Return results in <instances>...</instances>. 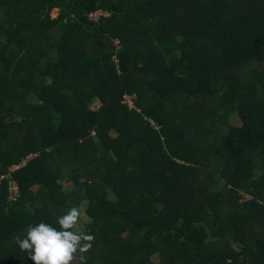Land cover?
Wrapping results in <instances>:
<instances>
[{
	"label": "trees",
	"instance_id": "obj_1",
	"mask_svg": "<svg viewBox=\"0 0 264 264\" xmlns=\"http://www.w3.org/2000/svg\"><path fill=\"white\" fill-rule=\"evenodd\" d=\"M83 204L70 264H264V0H0V264Z\"/></svg>",
	"mask_w": 264,
	"mask_h": 264
},
{
	"label": "clouds",
	"instance_id": "obj_2",
	"mask_svg": "<svg viewBox=\"0 0 264 264\" xmlns=\"http://www.w3.org/2000/svg\"><path fill=\"white\" fill-rule=\"evenodd\" d=\"M79 217L77 207L69 208L56 218L59 227L43 221L29 225L15 242L27 252L32 264H70L75 253H84L91 247L93 239L90 233L75 230Z\"/></svg>",
	"mask_w": 264,
	"mask_h": 264
},
{
	"label": "rangeland",
	"instance_id": "obj_3",
	"mask_svg": "<svg viewBox=\"0 0 264 264\" xmlns=\"http://www.w3.org/2000/svg\"><path fill=\"white\" fill-rule=\"evenodd\" d=\"M57 16H58V11L54 10L52 12V14H51V17L54 19V18H57ZM168 47L170 48V46H167V48ZM172 47H174V46H172ZM29 102L30 103H37V100H36L35 97L32 96V97L29 98ZM99 106H100L99 101H95L93 106H92V109L96 110V109L99 108ZM230 123L233 126H239L240 125V120L235 114H233L231 116V118H230ZM64 187H65V191L66 192H70L72 190V185L68 181L64 183ZM244 199L247 200L248 198L246 196H244ZM79 211H80V217H79L78 222L76 224V229L81 231L83 229V226L85 225V223L88 222L87 216L85 215V205L84 204L79 209ZM152 258H153L154 261L158 260V256L157 255H154Z\"/></svg>",
	"mask_w": 264,
	"mask_h": 264
},
{
	"label": "built area",
	"instance_id": "obj_4",
	"mask_svg": "<svg viewBox=\"0 0 264 264\" xmlns=\"http://www.w3.org/2000/svg\"><path fill=\"white\" fill-rule=\"evenodd\" d=\"M101 16H103V13L96 12V13H93V14L89 15V20L98 21V19ZM114 43H115L116 46L119 44L118 41H115ZM133 100H134V97L124 96L123 97V104L127 105L129 109H134L135 106H134V101ZM20 167L21 166H15V167L12 168L11 171L15 172L16 170L20 169ZM10 191H11L12 200H16L17 197H18V193H19L18 192V187L15 184H13L10 187Z\"/></svg>",
	"mask_w": 264,
	"mask_h": 264
}]
</instances>
